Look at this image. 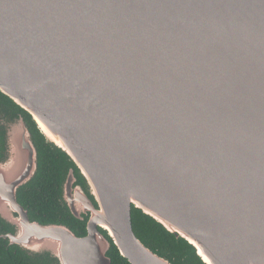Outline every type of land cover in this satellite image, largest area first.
Segmentation results:
<instances>
[{"label": "water", "instance_id": "95a60500", "mask_svg": "<svg viewBox=\"0 0 264 264\" xmlns=\"http://www.w3.org/2000/svg\"><path fill=\"white\" fill-rule=\"evenodd\" d=\"M0 92L72 163L62 198L86 219L78 237L19 204L38 152L18 117L0 238L56 264H111V244L175 264L134 206L204 264H264V0H0Z\"/></svg>", "mask_w": 264, "mask_h": 264}, {"label": "trees", "instance_id": "16d2710c", "mask_svg": "<svg viewBox=\"0 0 264 264\" xmlns=\"http://www.w3.org/2000/svg\"><path fill=\"white\" fill-rule=\"evenodd\" d=\"M0 104L4 105L13 114L17 111L24 116L32 139L37 148V171L30 182L17 191V201L28 212L31 220L41 224H63L68 226L78 237L86 234V219L75 218L69 211L62 198V181L72 167L66 155L54 144L48 142L38 129L32 117L21 109L6 95L0 92ZM0 134V158L3 157V140ZM78 176V172L75 169ZM79 180H83L80 176ZM132 228L138 238L150 247H158L159 253L177 254L183 249L188 256L189 264H203L193 248L182 238H176L159 223L148 216H142L134 206L131 208ZM12 232V227L0 218V234ZM106 235V233L103 231ZM107 255L111 264H130L120 255L114 244H111ZM176 261V260H175ZM0 264H56L55 259L47 254H28L17 245L9 243L8 239L0 238Z\"/></svg>", "mask_w": 264, "mask_h": 264}, {"label": "flooded vegetation", "instance_id": "af4514ba", "mask_svg": "<svg viewBox=\"0 0 264 264\" xmlns=\"http://www.w3.org/2000/svg\"><path fill=\"white\" fill-rule=\"evenodd\" d=\"M18 117H22L25 121V124L28 126L21 112L17 111L13 114L4 105L0 104V134H2L1 136L3 140V153H4L3 157L0 158L1 160H3L8 154L9 138H10V136L8 137V133L12 123H14L15 119H17ZM168 254L170 257L173 258L175 264H189L188 256L186 253H184L183 249L178 251L177 254L173 253L172 251L169 252Z\"/></svg>", "mask_w": 264, "mask_h": 264}]
</instances>
